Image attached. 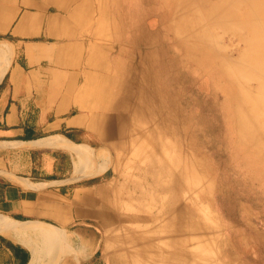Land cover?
I'll list each match as a JSON object with an SVG mask.
<instances>
[{
  "label": "rangeland",
  "instance_id": "1",
  "mask_svg": "<svg viewBox=\"0 0 264 264\" xmlns=\"http://www.w3.org/2000/svg\"><path fill=\"white\" fill-rule=\"evenodd\" d=\"M90 1L102 30L110 34L103 55L107 76L99 88L118 114L113 123L126 133L122 148L115 150L120 176H108L97 194V218L89 227L94 241L77 235L82 259L73 264L87 259L88 264H117L119 250L112 239L125 236L127 227L141 228L139 235L153 242L144 247L146 255L167 260L170 203L176 202L191 219L190 233L201 232L210 258L206 264H264V147L252 139L255 121L246 123L250 135L239 132L236 76L218 65L205 71L192 62L170 28L174 0ZM192 1L204 16L218 2ZM238 12L251 21L243 7ZM208 30L206 50L219 48L231 61L249 57L246 43L230 28L216 22ZM257 85H249L252 92ZM178 180L184 193L177 200ZM142 191L155 202L141 200ZM178 237L186 243L193 239Z\"/></svg>",
  "mask_w": 264,
  "mask_h": 264
},
{
  "label": "crops",
  "instance_id": "2",
  "mask_svg": "<svg viewBox=\"0 0 264 264\" xmlns=\"http://www.w3.org/2000/svg\"><path fill=\"white\" fill-rule=\"evenodd\" d=\"M93 10L90 0H0V264L47 259L49 229L94 241L97 194L120 176L126 130L99 88L110 34Z\"/></svg>",
  "mask_w": 264,
  "mask_h": 264
},
{
  "label": "bare ground",
  "instance_id": "3",
  "mask_svg": "<svg viewBox=\"0 0 264 264\" xmlns=\"http://www.w3.org/2000/svg\"><path fill=\"white\" fill-rule=\"evenodd\" d=\"M217 1L210 10L209 16H204L202 9H194L192 0H174L176 13L170 28L179 43L181 42V45L186 48L187 55L196 66L199 65L205 71H209L212 66L218 65L225 70L227 75L234 74L236 76L238 83L235 94V114L238 119L239 132L241 134L247 132L250 135V132L245 128L246 123L255 121L258 130L252 139L264 147V0ZM242 7L245 9V13L250 16V22H247L239 14L238 10ZM216 22L230 28L234 31H232V34H238L242 38L250 50L249 57L238 56L231 61L227 60L228 58L223 59L219 48L206 50V42L210 36L208 25H214ZM252 82L258 83L255 92H252L249 87ZM178 181L177 200L184 193L181 186L182 180ZM139 197L144 201L155 202L150 194L143 191ZM130 198L132 199V197ZM133 202H135V199ZM170 204L167 206L170 205L171 211L168 217L171 225V228H169L171 237L165 246L168 245L171 253L169 252L170 255H168L167 260L162 254H158L153 258L148 254L146 255L143 252L144 247H152L153 242H148L139 235L141 228L127 227L124 230L125 236L112 239L113 245L119 250L117 264H206L210 260L203 252L204 246L202 244L204 241L201 232L194 231L190 233L192 231L190 229L191 219L186 217L184 208L181 205L178 206L177 202ZM134 208L137 209L136 206H133L132 209ZM156 224L159 225L158 220H156ZM32 234L36 235L34 231H32ZM183 234L190 235L193 239L186 243L184 239L178 237V235ZM41 238L48 244L46 249L47 259L35 254L32 264H69L72 261L79 262L82 259L76 250L79 238L74 237L72 239L69 237L66 240V238L62 239L61 237V239H55V235L50 229L43 231ZM192 242L199 245L194 247ZM71 248H74L72 253L74 257L65 260L69 255L67 252Z\"/></svg>",
  "mask_w": 264,
  "mask_h": 264
}]
</instances>
